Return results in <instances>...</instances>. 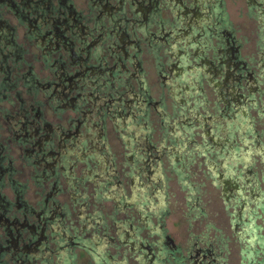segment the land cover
<instances>
[{"label": "rangeland", "instance_id": "1", "mask_svg": "<svg viewBox=\"0 0 264 264\" xmlns=\"http://www.w3.org/2000/svg\"><path fill=\"white\" fill-rule=\"evenodd\" d=\"M223 2L246 69L227 68L220 62L224 57L220 53L214 56L221 64L215 74L209 63L212 56L192 54L190 45L201 46L196 37L202 28L207 31L210 26L212 34L219 28L208 19V6L200 22L186 19L169 28L176 34L184 31L185 39L172 44L166 59L160 52L144 54V71L135 72L137 84L125 86L126 99L132 101L127 111L135 116L118 118L127 130L123 139L96 135L91 153L81 145L72 150L65 166L81 196L73 215L76 226L70 224L71 215L59 214V206L53 207L55 215H44L51 218L45 231L48 239L38 230L40 246L36 247L41 248L34 250L45 264H175L170 252L177 249L172 245L185 256L182 264H257L263 260L258 250L264 233L243 235L239 230L235 235L225 229L224 194L239 204L250 199L264 204V183L256 174L261 170L257 159L264 158V6L251 16L245 0ZM212 44L215 47L218 40ZM167 59L169 69L164 77L157 76L156 65ZM195 61L197 69L192 68ZM164 81L167 88L162 86ZM114 97L96 92L92 102L95 108H105L107 103L114 109ZM95 119L104 126L106 119L100 115ZM125 144L128 151L123 149ZM82 155L99 161L87 166L90 172L85 179L92 185L86 189L79 185L80 171L72 168L73 160ZM128 164L129 178H123L120 172ZM99 188L110 198L99 204L100 209L91 195V189ZM114 207L124 214L115 217ZM225 249L230 258L224 262Z\"/></svg>", "mask_w": 264, "mask_h": 264}, {"label": "flooded vegetation", "instance_id": "2", "mask_svg": "<svg viewBox=\"0 0 264 264\" xmlns=\"http://www.w3.org/2000/svg\"><path fill=\"white\" fill-rule=\"evenodd\" d=\"M245 1L251 16L264 6L262 1ZM224 5L223 0H0V264H45L34 250L41 248L36 233L41 230V237L48 239L45 231L51 218L44 215H55L53 207L61 208L60 215H71L70 224L76 226L73 215L81 196L65 164L80 145L91 153L96 135L123 139L127 130L117 121L131 115L126 87L137 84L135 72L144 71V54L160 52L166 59L172 44L185 39L184 31L176 34L169 28L186 19L200 22L208 6V19L219 28L215 34L209 32L210 26L207 31L202 28L196 37L201 46L190 45L192 54L212 56L209 63L215 74L220 62L232 70L246 69ZM213 39L218 40L215 47ZM230 43L234 46L225 47ZM220 53L224 57L219 62L214 56ZM170 65L168 59L156 65L157 76L164 77ZM198 65L195 61L192 68ZM162 86L167 88V82ZM96 92L111 98L115 94L116 108L107 103L106 113L103 105L95 108ZM95 115L106 119L103 127ZM123 149L129 150L127 144ZM94 162L99 161L89 155L73 160L72 168L81 173L79 185L85 189L92 185L85 177ZM256 164L264 183V158L260 156ZM130 167H123L121 177L129 178ZM103 190L91 189L99 209L110 199ZM224 197L225 229L235 235L239 230L243 235L264 233V204L251 199L239 204ZM113 211L115 217L124 214L119 207ZM263 242L257 254L263 260L257 264L264 262ZM175 249L170 252L174 263L182 264L185 256ZM222 252L228 261L229 250Z\"/></svg>", "mask_w": 264, "mask_h": 264}, {"label": "water", "instance_id": "3", "mask_svg": "<svg viewBox=\"0 0 264 264\" xmlns=\"http://www.w3.org/2000/svg\"><path fill=\"white\" fill-rule=\"evenodd\" d=\"M176 247L174 245H172V249H175Z\"/></svg>", "mask_w": 264, "mask_h": 264}]
</instances>
